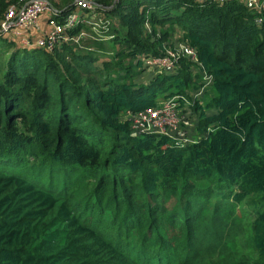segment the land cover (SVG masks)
Instances as JSON below:
<instances>
[{
  "label": "trees",
  "instance_id": "obj_1",
  "mask_svg": "<svg viewBox=\"0 0 264 264\" xmlns=\"http://www.w3.org/2000/svg\"><path fill=\"white\" fill-rule=\"evenodd\" d=\"M16 1L0 0V20ZM73 1L51 4L63 15ZM92 1L125 29L102 67V43L49 50L0 36V164L36 176L0 165V264H264V24L241 0ZM147 21L176 23L195 60L140 81L142 58L165 49ZM200 75L192 143L121 119Z\"/></svg>",
  "mask_w": 264,
  "mask_h": 264
},
{
  "label": "built area",
  "instance_id": "obj_2",
  "mask_svg": "<svg viewBox=\"0 0 264 264\" xmlns=\"http://www.w3.org/2000/svg\"><path fill=\"white\" fill-rule=\"evenodd\" d=\"M212 1L222 4L228 0ZM241 1L248 9H260L255 20L258 24H264V5L258 6L256 0ZM83 11H86V16H95V5L92 0H74L72 8L63 15L48 0H17L8 6L0 20V36L15 37L22 47H43L51 50L66 39L78 41L79 36L67 37L66 32L84 21ZM43 16L47 23V29L44 31L39 26V20ZM34 30L38 32L37 35L34 34ZM184 54L195 59V50L186 44L181 50L177 49L173 53L167 52L161 56L144 57L142 62L148 66L169 71ZM128 116L133 130L142 133L156 132L154 127L161 129L172 123L176 118V113L171 103H163L137 113L128 112Z\"/></svg>",
  "mask_w": 264,
  "mask_h": 264
},
{
  "label": "rangeland",
  "instance_id": "obj_3",
  "mask_svg": "<svg viewBox=\"0 0 264 264\" xmlns=\"http://www.w3.org/2000/svg\"><path fill=\"white\" fill-rule=\"evenodd\" d=\"M52 3L53 0H48ZM258 6L264 5V0H256ZM254 13L258 14L259 8L250 9ZM82 18H84L83 22H80L79 25L83 24L86 28H81L80 31L77 33L76 36H79L77 42H74L79 48H89L93 46V42L95 43H102L104 46V50L96 51V60L95 65L102 67L104 63L108 62H115L116 58H114V53L112 52V48H119V44L115 43L112 44L110 41L117 36H123L125 33V29L117 25L116 20H112L109 17H105L101 13H95L94 17L92 15L90 18L86 16V11L82 12ZM87 20V21H85ZM78 25V26H79ZM115 29H118V33H115ZM156 29V32H154ZM145 35L149 37V41L161 39L165 49L163 50V54L173 53L177 49L181 50L182 47L186 45L183 39V31L176 23H170L169 21L164 22L163 24L151 25L148 21L144 25ZM5 39L10 40L13 42L14 47H21L18 43V40L10 35L2 36ZM67 41V39L65 40ZM67 41V42H72ZM121 48V46H120ZM147 57V56H146ZM185 58H188L190 61L192 58L184 54ZM195 60V59H194ZM192 73L195 74L196 70L194 68L190 69ZM164 72L163 69L151 67L150 69H146L142 71L140 76V81L147 82L149 80L148 76L155 75L157 73ZM201 77L198 79V88H189L183 93H175L169 95L167 97L160 95L157 99L156 105L163 104V103H171L174 107L176 118L175 120L165 125L164 127L160 128H153L157 130L156 132L162 131L163 134L170 136L171 138L176 139L182 145L192 143L195 141L196 137L193 135V127L196 124L197 115L192 109V106L195 104V101L198 100L201 102L202 96L206 90H208L209 78L207 76L200 75ZM167 94V93H166ZM129 118L128 112H123L121 115V119ZM37 160V159H36ZM38 162V160H37ZM1 165V164H0ZM3 169L11 174L19 175L29 179H36V176L32 172V169L25 168L20 164L15 163L13 160L8 159L6 162L1 165ZM96 176L89 175L86 178L89 180L95 179ZM44 185L48 184L47 180L43 181ZM174 198H171L167 205L171 207L174 204ZM207 209L203 208V213H206Z\"/></svg>",
  "mask_w": 264,
  "mask_h": 264
},
{
  "label": "crops",
  "instance_id": "obj_4",
  "mask_svg": "<svg viewBox=\"0 0 264 264\" xmlns=\"http://www.w3.org/2000/svg\"><path fill=\"white\" fill-rule=\"evenodd\" d=\"M39 26H40V29L42 31L47 29L46 18L44 16L39 20ZM34 34L37 35L38 32H36V30H34Z\"/></svg>",
  "mask_w": 264,
  "mask_h": 264
}]
</instances>
